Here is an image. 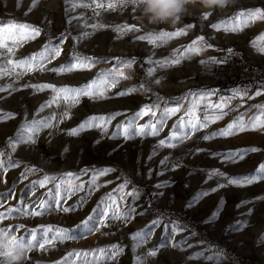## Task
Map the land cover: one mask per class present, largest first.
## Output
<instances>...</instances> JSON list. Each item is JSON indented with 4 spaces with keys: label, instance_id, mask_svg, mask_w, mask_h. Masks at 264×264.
<instances>
[{
    "label": "rangeland",
    "instance_id": "1",
    "mask_svg": "<svg viewBox=\"0 0 264 264\" xmlns=\"http://www.w3.org/2000/svg\"><path fill=\"white\" fill-rule=\"evenodd\" d=\"M256 9L264 0L189 5L172 26L149 23L139 0H0V229L11 230L0 252L15 253L13 236L25 243L10 264H264V98L239 106L213 80L165 91L152 70L171 83L189 67L223 77L229 49L264 66V19L247 16ZM132 25L140 31H117ZM146 81L177 101L157 100ZM149 199L199 229L158 216Z\"/></svg>",
    "mask_w": 264,
    "mask_h": 264
},
{
    "label": "snow or ice",
    "instance_id": "2",
    "mask_svg": "<svg viewBox=\"0 0 264 264\" xmlns=\"http://www.w3.org/2000/svg\"><path fill=\"white\" fill-rule=\"evenodd\" d=\"M119 2L121 4H126L127 3V0H119ZM132 3H136V0H131ZM98 7H105V5L103 4H98L97 5ZM108 8H112V9H115L116 7V4L115 3H109L107 5ZM209 15V13H205V18H207V16ZM247 16L252 19L253 21L256 20V19H264V11L260 10V9H256V10H250L248 13H247ZM20 27H29L27 25H21ZM213 27H216V25H213ZM140 31V29H138L135 25H132V26H125L124 29H120V28H117V31ZM235 30V29H234ZM33 31L35 32L36 35H39V29H33ZM185 34V30L184 29H179L177 31H174V32H162L160 33L159 36H152L151 34H149L148 36H138L137 39L139 40H145L147 39L148 42L150 44H155L157 40L159 39H163L165 37L167 38H172V37H175V36H178V35H183ZM203 37H200L199 40L200 41H203ZM197 42H193V45L189 46V48L187 49L188 52H199L201 49L200 48H197L195 47V44ZM209 47H211V45H208ZM229 51L231 52V50L229 49ZM262 51H264V49H262ZM56 55L59 56L60 55V51L57 50L56 51ZM79 59V58H78ZM180 61L177 59V60H173L171 62H168V61H164V62H158L160 63V66L161 67H164V66H167L169 63H172V64H175V63H179ZM21 63H26V62H21ZM132 63H134V60L133 61H128L126 62V66L127 67H131ZM83 66H86L83 62H81L80 65H74V66H69L67 68H60V69H51V71H72L74 68H78V67H83ZM151 75V71L149 73ZM120 75L121 76H124V73L123 72H120ZM124 78H127V77H124ZM158 82V81H157ZM47 87H53L51 85H48ZM2 90V89H0ZM75 91H79V92H83V94L85 95H90L91 93H89L88 91L84 90V89H79V90H75ZM121 95H123L124 93H120ZM235 94H240L239 92L235 93ZM246 94V92H245ZM257 95L261 94L259 91L256 93ZM251 98V97H250ZM259 117L255 118L253 121H249L248 122V125H244L242 123H237L235 125L233 124H230L228 126L227 129L223 130L221 133H219L220 135H233V134H236V132H242V131H245V130H248L249 128H252L254 129L256 127V123L255 121L258 120ZM51 125H48L47 122H43L41 123L38 127H50ZM262 127H264V125H261ZM84 127V125H81L80 128L82 129ZM233 128L236 129V132L233 131ZM34 131L36 130L35 128L33 129ZM78 129H74L72 130V133L73 135H75L77 133ZM29 140H31L32 138L29 137L28 138ZM23 142V141H22ZM163 143V141L161 142ZM247 151H257V149L253 148V149H247V150H244L243 153H240V154H230V155H240V157L242 158L244 154H246ZM261 173L264 174V166H261ZM233 182H236V181H233ZM248 182H251L250 180ZM71 209L70 208H63V211L67 212V211H70ZM9 211H12V209H10ZM33 215H39L40 213L39 212H36L35 210L32 212ZM105 215V218H108L107 217V213L104 214ZM3 216L0 215V221L3 220ZM115 218V217H114ZM93 218L92 217H89V220H92ZM87 224H88V221H85L84 222V225L85 227H87ZM106 226V225H105ZM23 227V226H21ZM92 229H89V231H91ZM11 230L9 229L7 232L4 230V229H0V233H3L4 235H7L8 232H10ZM139 236V234H137ZM33 239H35V237H33ZM10 243L14 244L15 247H16V251L15 253L11 252V251H2L0 252V256H5L7 257L8 259L6 261H0V264H10L11 261L13 260H18V259H21L23 258V252H24V249H25V243L23 241H20V242H17V238L16 237H11V241ZM52 241L51 240H45L44 243H40L39 244V248L41 250H45V244H51ZM28 248H31L32 245L29 244L27 245ZM102 251V250H101ZM152 255H154L155 253H150Z\"/></svg>",
    "mask_w": 264,
    "mask_h": 264
},
{
    "label": "built area",
    "instance_id": "3",
    "mask_svg": "<svg viewBox=\"0 0 264 264\" xmlns=\"http://www.w3.org/2000/svg\"><path fill=\"white\" fill-rule=\"evenodd\" d=\"M221 62L225 66V72L224 80L218 85L219 94L231 96L235 94L232 92H239L236 99L239 106L255 96L264 98V66L240 52L225 51ZM258 91L261 94L257 95Z\"/></svg>",
    "mask_w": 264,
    "mask_h": 264
},
{
    "label": "clouds",
    "instance_id": "4",
    "mask_svg": "<svg viewBox=\"0 0 264 264\" xmlns=\"http://www.w3.org/2000/svg\"><path fill=\"white\" fill-rule=\"evenodd\" d=\"M139 3L149 23L175 26L188 11L189 5L208 10L223 9L234 3V0H139Z\"/></svg>",
    "mask_w": 264,
    "mask_h": 264
},
{
    "label": "bare ground",
    "instance_id": "5",
    "mask_svg": "<svg viewBox=\"0 0 264 264\" xmlns=\"http://www.w3.org/2000/svg\"><path fill=\"white\" fill-rule=\"evenodd\" d=\"M152 70H153V76H154L156 82L158 81L157 83L161 84V89L165 90V91H168V88H172L173 91H176L178 88L187 87L190 84L198 83L200 80H202L204 82L209 81V80H213V81L218 82V83L219 82L221 83L224 80L223 79L224 76L221 77V75L218 74L217 72H216L215 76H210V75H207L204 71H201V70L198 71L194 68L189 67L188 68V74H189L188 77H184V80L182 82L171 83L170 81H163L162 77L160 76L159 70H157V67H155L154 65H152Z\"/></svg>",
    "mask_w": 264,
    "mask_h": 264
},
{
    "label": "trees",
    "instance_id": "6",
    "mask_svg": "<svg viewBox=\"0 0 264 264\" xmlns=\"http://www.w3.org/2000/svg\"><path fill=\"white\" fill-rule=\"evenodd\" d=\"M7 21H8V19L0 18V24H4ZM145 83L148 86V88L152 91V93L154 94V96H155V98L157 100H160V101H163V102H166V103H171V102H176L177 101L176 98H164V97H161L158 92H156L155 90H153L150 87L148 81H146ZM149 203L151 205V208H152L153 212L155 214H157L158 216L182 222L183 224L187 225L188 227H190V228H192L194 230H198L199 229L198 223L195 220H193L191 217L186 216V215H182V214H179V213H176V212H171V211L158 209L154 205L152 200H150V199H149Z\"/></svg>",
    "mask_w": 264,
    "mask_h": 264
}]
</instances>
